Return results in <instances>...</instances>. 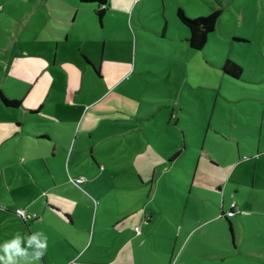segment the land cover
<instances>
[{"label": "crops", "instance_id": "1", "mask_svg": "<svg viewBox=\"0 0 264 264\" xmlns=\"http://www.w3.org/2000/svg\"><path fill=\"white\" fill-rule=\"evenodd\" d=\"M162 1L166 8L167 0ZM158 3L108 0L100 20L97 5L78 0H0V21L4 15L23 33L15 55L0 48V92L22 102L9 108L0 98V244L16 233L42 231L48 249L39 264H138L134 247L146 242L142 232L163 231L172 232L175 244L164 249L168 261L154 264H191L181 256L174 261L187 248L188 193L201 198L203 213L190 234L223 219L229 224L220 200L227 197L230 180L241 210L240 204H264V113L250 125L246 148H240L244 133H234L233 123L227 133L216 126L219 137L238 143L235 155L226 145L222 155L210 129L191 130L182 113L174 115V106L171 116L161 118L164 105L149 107L138 89L122 91L125 80L116 79L121 68L103 73L114 38L106 31L108 16L119 17L121 27L128 28L139 5L141 12H153ZM160 28L162 38L171 36L168 21ZM101 50L103 60H98ZM131 60L128 53L120 65ZM253 95L264 103L263 90ZM178 108L184 110L181 103ZM247 152L252 157L243 165L252 178L249 185L238 175ZM230 165L226 181L219 173ZM77 179L83 183L74 184ZM20 209L36 217L24 221ZM142 220L146 228L137 231ZM127 232L135 233L127 239ZM231 233L232 250L239 251ZM256 256L264 260V254Z\"/></svg>", "mask_w": 264, "mask_h": 264}, {"label": "rangeland", "instance_id": "2", "mask_svg": "<svg viewBox=\"0 0 264 264\" xmlns=\"http://www.w3.org/2000/svg\"><path fill=\"white\" fill-rule=\"evenodd\" d=\"M167 2L165 8L160 0L153 12L149 8L141 12L139 5L128 28L121 27L119 17L108 16L106 31L114 38L109 40L108 59L104 62L103 73L110 75L109 69L121 68L116 70L119 73L116 79L124 78L122 91L126 88L134 89L133 91L138 89L139 98L149 107L158 109L164 105L160 109L161 118L171 116L174 112L172 107H176L174 115L182 113L181 117L188 128L198 133L210 129V137L217 140L216 145L221 154L226 153L223 146L226 145L231 147L229 153L232 157L236 154L238 143L228 142V138L222 134L220 135L224 139L219 137L214 128L218 126L227 133V128L233 123L237 128L233 130L234 133H244L240 138V148H246L243 145L244 140L250 139V125L261 121L264 103L253 94L257 93L259 97V93L264 91V0H221L223 6L218 5L215 0ZM216 7L223 10V15L215 31L209 36L207 46L202 51L190 49L187 42L189 29L179 21L178 9L182 8L190 18L196 19L208 16ZM1 17V51L9 56L15 55L12 53L15 52L13 49L18 47L17 40L23 33L17 27L18 24L9 25L7 18L4 15ZM165 20L168 21L171 36L162 38L160 27ZM235 38L246 41H236ZM31 45L27 44L25 48L30 49ZM128 53H132L131 62L120 65ZM103 56L104 51L101 50L97 59L103 60ZM226 59L242 65L244 75L241 79L224 73L222 66ZM179 103L184 110L178 108ZM251 157L250 153H243L241 164L247 162L243 159ZM231 169V165L221 169L219 176L222 175L228 181ZM239 174L241 182L248 185L252 183L244 165ZM229 182L227 197L220 200V207L224 203L225 215L229 213L231 204L236 203L231 196L234 179L232 183L231 180ZM188 194L191 199L185 213L188 233L186 236L189 237L186 240L187 248L181 255L176 253L174 261L181 256L182 261L191 264H264V260L256 256L259 253L264 254V204L247 207L240 204L243 213L230 219L233 231H230L228 222L223 219L190 234L191 228L197 223L195 218L203 216V213L201 198L196 193ZM243 196L244 192L240 194V197ZM96 206L93 209L94 215L97 214ZM220 209L217 210L218 215L222 216ZM144 223L142 220L137 224V231L145 230ZM160 224L157 219L156 228L160 229ZM231 232H234L239 251L232 250L234 244ZM134 233L127 232L126 238H132ZM142 233H145L146 242L144 245L142 242H135L134 247L137 263L168 261L170 255L164 249L175 244L169 237L172 232L167 235L163 231Z\"/></svg>", "mask_w": 264, "mask_h": 264}, {"label": "trees", "instance_id": "3", "mask_svg": "<svg viewBox=\"0 0 264 264\" xmlns=\"http://www.w3.org/2000/svg\"><path fill=\"white\" fill-rule=\"evenodd\" d=\"M83 4H95L99 7L97 10V16L102 20L107 12L108 0H78ZM178 18L180 22L189 29L190 36L188 38L189 47L194 51H202L208 44L209 36L215 31L217 23L220 17L223 15V10L219 9L213 11L206 17H199L192 19L182 10H178ZM236 41H246L244 39L235 38ZM222 69L225 74L232 76L237 79H241L244 75V68L238 62L232 59H226ZM0 98L3 104L9 108L20 107L22 102L16 100H10L6 98L0 92ZM226 216V215H225ZM229 218V217H225ZM230 229H232V224L229 221Z\"/></svg>", "mask_w": 264, "mask_h": 264}, {"label": "clouds", "instance_id": "4", "mask_svg": "<svg viewBox=\"0 0 264 264\" xmlns=\"http://www.w3.org/2000/svg\"><path fill=\"white\" fill-rule=\"evenodd\" d=\"M48 249V237L40 231L21 236L16 233L11 240L0 244V264H39Z\"/></svg>", "mask_w": 264, "mask_h": 264}, {"label": "built area", "instance_id": "5", "mask_svg": "<svg viewBox=\"0 0 264 264\" xmlns=\"http://www.w3.org/2000/svg\"><path fill=\"white\" fill-rule=\"evenodd\" d=\"M74 183L75 184H77V185H80V184H82L83 183V179H77V180H75L74 181ZM242 214L243 213V211L239 208V206L236 204V203H234V204H232V206H231V210H230V212L226 215L227 217H233V216H235L236 214ZM17 214L24 220V221H28L29 219H31V218H35L36 217V215H28L24 210H17ZM136 230H138V228H136Z\"/></svg>", "mask_w": 264, "mask_h": 264}]
</instances>
